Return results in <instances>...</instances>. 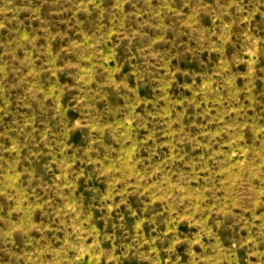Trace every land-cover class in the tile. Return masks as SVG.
Wrapping results in <instances>:
<instances>
[{
    "label": "rangeland",
    "instance_id": "obj_1",
    "mask_svg": "<svg viewBox=\"0 0 264 264\" xmlns=\"http://www.w3.org/2000/svg\"><path fill=\"white\" fill-rule=\"evenodd\" d=\"M0 264H264V0H0Z\"/></svg>",
    "mask_w": 264,
    "mask_h": 264
}]
</instances>
